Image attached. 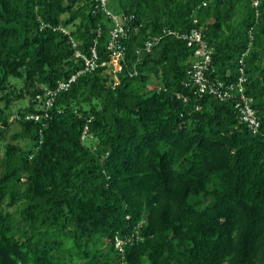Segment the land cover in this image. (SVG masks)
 Wrapping results in <instances>:
<instances>
[{"label": "trees", "instance_id": "obj_1", "mask_svg": "<svg viewBox=\"0 0 264 264\" xmlns=\"http://www.w3.org/2000/svg\"><path fill=\"white\" fill-rule=\"evenodd\" d=\"M108 10L128 33L122 70L82 73L34 121L43 88L85 69L78 51L111 62L115 23L95 0H0V264H264V128L196 92L182 38L202 33L212 78L237 81L244 59L264 124V0Z\"/></svg>", "mask_w": 264, "mask_h": 264}, {"label": "built area", "instance_id": "obj_2", "mask_svg": "<svg viewBox=\"0 0 264 264\" xmlns=\"http://www.w3.org/2000/svg\"><path fill=\"white\" fill-rule=\"evenodd\" d=\"M98 6H100L106 14L112 18L115 23L114 29L111 31V39L108 44V49L111 52V62L99 63V56L95 48L91 49V55L86 56L80 51L77 52V57L81 58L85 69L81 70L77 75H73L67 81H60L56 86L52 88L44 87L43 91L36 96V100L39 103L41 110H44L41 114H32L26 117V120L40 121L43 119H49L50 111L55 106L58 97L69 92L73 83L77 80V77L85 72H94L100 67H112L115 73L122 70V62L125 57V46L122 43V39L128 37L126 28L123 21L116 17L110 10H108V3L111 0H95ZM68 33L67 30H64ZM177 37H180L178 33L170 32ZM182 38L187 41V45L194 51L193 59L191 62V68L189 70L190 84L196 88V92L204 95L208 94L218 98L220 101L231 100L234 103V108L240 118V120L248 127V129L256 134L264 128V124L259 119L257 110L254 107V99L251 98L246 92V83L248 77L245 72V63L242 58L239 60V74L237 81L224 82L217 78H212L208 73L212 67L213 54L209 48L208 43L204 40L203 35L198 30H192ZM73 46L76 47L77 43L72 40ZM157 44V39L147 41L143 50L151 52L153 46ZM88 127L85 128L83 139L88 136ZM129 240V239H127ZM126 240L120 237L115 238V249L120 253L125 252ZM122 264H126L122 262Z\"/></svg>", "mask_w": 264, "mask_h": 264}, {"label": "rangeland", "instance_id": "obj_3", "mask_svg": "<svg viewBox=\"0 0 264 264\" xmlns=\"http://www.w3.org/2000/svg\"><path fill=\"white\" fill-rule=\"evenodd\" d=\"M71 30H72V28L67 29V31H71ZM110 71L113 72V73H115V70H114V68H112V67H110V69L107 70L108 74H110ZM113 77L116 79V76H115L114 74H113ZM11 81L13 82L14 86H16V88H17L18 90L21 88L22 83H21L20 81L15 80V79H11ZM28 103H29V102H28L27 99H23V100L17 101V102H15V103L12 105L10 112H11L13 115H15L16 112H17V110H18L19 108H24V107H26V106L28 105ZM18 129H19V127H18V125L15 123V124L13 125V127H12V131H11V133H14V132L17 131ZM9 137H10V136H9ZM19 143H20L21 145H25V144H26V141H24V140H20Z\"/></svg>", "mask_w": 264, "mask_h": 264}]
</instances>
